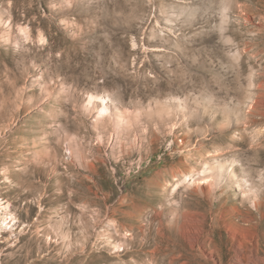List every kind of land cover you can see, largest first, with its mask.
<instances>
[{
    "label": "rangeland",
    "instance_id": "374dc122",
    "mask_svg": "<svg viewBox=\"0 0 264 264\" xmlns=\"http://www.w3.org/2000/svg\"><path fill=\"white\" fill-rule=\"evenodd\" d=\"M0 264H264V0H0Z\"/></svg>",
    "mask_w": 264,
    "mask_h": 264
}]
</instances>
